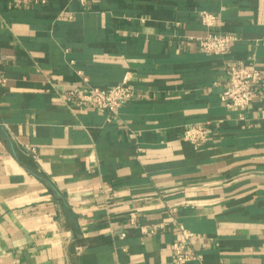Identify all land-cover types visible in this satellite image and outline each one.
<instances>
[{"label": "crops", "instance_id": "crops-1", "mask_svg": "<svg viewBox=\"0 0 264 264\" xmlns=\"http://www.w3.org/2000/svg\"><path fill=\"white\" fill-rule=\"evenodd\" d=\"M204 12L228 55L192 41ZM235 63L264 74V0H0V264H175L180 225L189 264H264V87L227 109ZM127 77L115 114L66 101Z\"/></svg>", "mask_w": 264, "mask_h": 264}, {"label": "built area", "instance_id": "built-area-1", "mask_svg": "<svg viewBox=\"0 0 264 264\" xmlns=\"http://www.w3.org/2000/svg\"><path fill=\"white\" fill-rule=\"evenodd\" d=\"M20 6L29 4L46 5L49 0H15ZM73 17L70 16L69 20ZM201 21L206 28L204 37L192 38L200 46L202 52L214 56H226L230 52L232 44L237 40L234 36L221 35L215 29L220 19L214 14L202 13ZM6 83L5 78H0V85ZM264 87V74L255 66L245 63L231 64L228 69V80L226 90L221 101L230 110H238L241 113L248 110L259 91ZM136 89L132 80L127 77L118 86L109 89L75 87L67 95L66 101L77 109H89L101 114H115L119 109L131 102L136 96ZM241 119L244 117L241 115ZM210 130L204 124H196L187 127L183 141L191 144L195 149L202 148L209 142ZM36 155V151L32 150ZM136 216L132 214L130 222L136 225ZM179 231L182 240L173 245L175 264H189L201 261L200 257L192 250V245L198 236L180 225ZM154 233V230L151 231ZM125 237V234L122 235Z\"/></svg>", "mask_w": 264, "mask_h": 264}]
</instances>
